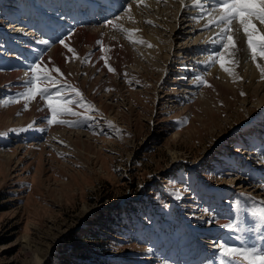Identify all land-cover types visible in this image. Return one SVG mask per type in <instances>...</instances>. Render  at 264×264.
<instances>
[{
  "label": "rangeland",
  "instance_id": "374dc122",
  "mask_svg": "<svg viewBox=\"0 0 264 264\" xmlns=\"http://www.w3.org/2000/svg\"><path fill=\"white\" fill-rule=\"evenodd\" d=\"M25 1L0 0V264H32L34 253L43 254L42 264H87L97 253L108 260L110 252L112 264H131V261L168 264L164 253L167 240L180 239L183 245L186 237L194 235L201 239L208 226L222 229L232 223V218L238 219L239 229H226V233L238 234L239 242L222 240L238 247L255 244L263 247L264 222L252 207H264L261 202L264 194L256 200L252 196L264 192V182L251 183L249 176H243L264 167V139L251 132V126L260 119L264 122V104L256 108L258 98L264 99V90L247 84L248 79L243 75V63L250 61L256 65V62L239 39L242 34L246 39L239 24L234 23L233 33L240 35L236 36V46L243 44L236 47L238 51H233L234 54L229 50L235 64H227L234 67L235 79L222 78L218 72H211L219 63H207L209 55L221 49L219 43L208 48L211 52L205 48L208 42L191 40L194 35L176 38L172 35L175 39L164 43L170 30L148 13L152 20L147 15L140 20L136 15L137 22L133 23L139 32L145 29L156 32V40L150 43L153 47L145 48L152 51L147 50L146 55L144 48L140 45L137 48L135 42H130L120 29L107 22L97 19L85 23L66 14L64 18L71 33L83 29L92 36L71 37L65 41L68 47L59 43L63 34L44 36V41L47 38L51 41L40 44V32L30 26L35 15L17 16L18 25L13 23L11 13L18 11L14 7L28 8ZM30 2L43 15L53 13L48 18L42 17L46 24L63 16L58 15L63 9L57 10V2L51 10L47 8L50 0ZM140 11L136 8V14ZM117 16L112 21L122 24V17L117 19ZM188 19L178 18V27L172 33L178 30L187 33ZM150 20L152 23L147 24ZM161 32L163 37L158 35ZM11 41L29 43L42 60V66L55 78L50 91L61 92L65 102L71 101L68 106L79 114L58 118L77 123L48 124L46 117L50 118L51 112L47 101L39 96L24 108L25 101L17 93L25 91L24 82L30 79V70L17 64L18 54L11 49L16 44H9ZM56 44L57 51L52 52ZM200 59L204 61L198 62ZM258 60L264 67V59ZM205 65L209 67L206 69ZM57 67L63 75L55 72ZM9 98L18 102L5 103ZM246 107L250 110L246 111ZM30 124L34 126L29 127ZM260 129L264 132L263 125ZM223 140L219 156L213 157ZM233 155L234 171L230 174L226 172L232 163L228 157ZM209 156L226 171H217L212 162L203 161ZM256 157L261 160L257 162ZM150 187L156 191L146 190ZM228 188L231 196L215 197L220 191L226 197ZM145 197L148 201L153 197L156 203L146 204ZM141 200L131 210L149 211L143 220L152 215L154 221L139 223L137 216L124 218L117 229L126 228L130 232L120 237L106 222L112 216H103L104 212L110 210L122 217V203ZM234 201L240 205L233 206ZM231 209L232 221L220 218L209 221ZM162 216L159 222L164 223L151 228ZM99 221L105 222L106 227L102 228ZM91 224L94 226L90 229L102 238L98 241L99 248L85 239L87 226ZM247 232L251 234L247 236ZM142 235L147 239L145 245L139 243ZM76 251L83 254L77 255ZM77 258V262H71ZM171 258L180 260L174 251ZM224 260L221 264L228 263Z\"/></svg>",
  "mask_w": 264,
  "mask_h": 264
},
{
  "label": "snow or ice",
  "instance_id": "6c2138e0",
  "mask_svg": "<svg viewBox=\"0 0 264 264\" xmlns=\"http://www.w3.org/2000/svg\"><path fill=\"white\" fill-rule=\"evenodd\" d=\"M126 7L124 11L128 12L131 9L130 0H125ZM137 3L140 0H136ZM182 7H188L185 3V0H181ZM193 8L197 9L196 19L199 21L204 17H210L207 23L204 24L205 28H219V31L215 33V36L218 38L213 40V43H219L221 49L213 51L209 57L207 63H219L220 67L225 72H232V69L227 66V64L234 63V59L231 56L229 50H236V42L233 35V23L237 22L240 29L243 31L246 37L247 48L250 52L251 59L256 62V67L260 69L261 73H264V67L258 62V58L264 59V32L260 30V26H264V0H211L209 4L208 0H195L192 5ZM117 19H119L117 17ZM114 29H120L124 32L138 31V30H129L124 28L123 25L117 24L113 21H107ZM147 23L151 24L152 21ZM223 25V27H221ZM128 39L130 42H137L132 40V36L129 35ZM139 43H145L144 40H139ZM41 43L48 44V41H41ZM59 43L68 47L65 44V40L61 38ZM149 47L152 45L149 44ZM70 52H74L72 48L68 49ZM30 79L25 83V91L17 93L18 98H22L25 101L24 108H28V102L35 100L38 96L42 97L47 101V108L51 112L50 118H47L48 124H75L77 121H66L59 119L61 115L71 114L79 115L74 112L68 104L71 101L65 102L64 96L61 92L56 91L52 93L50 87L54 85L55 78L51 75L50 71L42 66V60L38 58L30 66ZM110 71H114L109 67ZM55 72H60V69L55 68ZM197 81H200V78L197 77ZM207 83V81H203ZM210 86V85H209ZM77 95H79V90H74ZM243 95V93H241ZM18 102L9 98L5 103ZM34 125H29L32 127ZM23 130V129H21ZM259 212V218L261 222H264V207L257 209ZM233 222L224 225L223 227L229 231L239 229L238 219L232 218ZM264 239V238H262ZM217 247V250L220 255L224 256L228 261V264H264V247L257 248L255 245L251 246H233L229 245L227 241L219 240L217 244L214 245Z\"/></svg>",
  "mask_w": 264,
  "mask_h": 264
},
{
  "label": "bare ground",
  "instance_id": "6f19581e",
  "mask_svg": "<svg viewBox=\"0 0 264 264\" xmlns=\"http://www.w3.org/2000/svg\"><path fill=\"white\" fill-rule=\"evenodd\" d=\"M53 1V0H52ZM51 0H50V3H53L54 1H56V0H54L53 2H52ZM60 1H63V2H65V0H60ZM69 1V4H72L73 2H74V5L75 4H77L78 2H85V5L86 4H88L89 5V8H87V10L89 11V13H87L85 10H83V9H81V8H78V10L74 13V16L75 17H85V16H87V15H99V14H101V9L100 8H97V7H102L103 5H96L95 3V1L94 0H68ZM108 0H101V2L102 3H106ZM155 1V2H154ZM100 2V3H101ZM130 2H131V4H132V6H131V9L128 11V12H126V11H122L120 14H119V16H117V17H122V24H120V25H123L124 26V28H126V29H129V30H133V29H135L134 27H133V23H136L137 22V20H135V18H136V15H137V18L139 17L140 18V20H141V18L142 17H145L146 15L148 16V17H150V19L152 18V16L153 17H156V18H159L160 19V21L163 23L164 22V25L170 30V32H169V35L168 36H166V39H163V41H164V43H168V42H171L173 39H175L177 36H180V35H184L183 37H189V36H193L194 35V37H191V40H193V41H200V42H202V44L204 43V42H207V41H209L212 37V34L213 33H211V32H218L219 31V28H216V27H213V28H211V30H209V28H205L204 27V24L205 23H207V21H208V19L210 18V17H205V18H203V19H200L199 21L196 19V16H197V9H195V8H193L192 7V5L194 4V2H195V0H185V3L188 5V7H182V4H181V0H140V2L139 3H137L136 2V0H130ZM153 2L154 3H156L157 2V5H155V4H153ZM208 2H209V4H210V0H208ZM66 3V2H65ZM27 4H28V2H27ZM29 5V4H28ZM52 7V6H51ZM96 7V8H95ZM124 7H126V2H125V5H124ZM123 7V8H124ZM140 8V12L139 13H137L136 14V8ZM16 10H18V13H20L21 15H24V13L23 12H27V14L26 15H29V17H31V15L33 16V15H35L36 16V14L38 15H40L39 17H43L44 15L38 10L37 12H36V7H34V6H32V7H30V6H28V8L27 9H24V10H20V8L19 9H17V6L16 7H14ZM48 8V7H47ZM122 8V9H123ZM172 8H174V9H172ZM121 9V10H122ZM13 10V9H12ZM19 10L20 11H22V12H19ZM51 10V9H50ZM60 10V9H59ZM61 10H62V8H61ZM15 13L14 14H16L17 13V11H14ZM150 14V15H152V16H149L148 14ZM65 14V13H64ZM66 15H68V14H66ZM180 16H188L190 19H189V21H190V23H189V30L187 31V33H183L182 32V34H181V31H176V32H174V33H172L173 31H175V28L176 27H178L177 25H176V22L178 21V17H180ZM146 20L148 19V18H145ZM154 19V18H153ZM177 19V20H176ZM186 19V18H185ZM184 19V20H185ZM113 20V19H112ZM111 20V21H112ZM152 20V19H151ZM150 20V21H151ZM77 21V20H76ZM123 21H127L125 24H124V22ZM78 22V21H77ZM140 22V21H139ZM179 22V21H178ZM42 22L40 21V24H41ZM147 23V22H146ZM154 23V22H153ZM155 23H157V22H155ZM160 23V22H159ZM77 24V23H76ZM85 24V23H84ZM108 24V23H107ZM147 24H149V23H147ZM180 24V23H179ZM183 24H184V21H183V23H182V26H183ZM238 24V23H237ZM237 24H235V27L236 26H238ZM43 25V24H42ZM78 25V24H77ZM96 25V24H95ZM106 25V24H105ZM137 24H135V26H136ZM139 25V24H138ZM137 25V26H138ZM146 26V25H145ZM150 26H152V25H150ZM155 26H156V24H155ZM159 26V25H158ZM161 26V25H160ZM186 27V26H185ZM223 27V26H222ZM258 27H260V30L262 31V30H264V26L262 27V26H260L259 24H258ZM77 28H79V27H77ZM84 28V27H83ZM138 28V27H137ZM142 28V27H141ZM148 28H150V27H148ZM163 28V27H162ZM160 29L161 31L163 30V29ZM84 29H86V28H84ZM152 29V28H151ZM166 29V28H165ZM167 29V30H168ZM186 29V28H185ZM236 29V28H235ZM57 30V29H56ZM78 30V29H77ZM76 30V31H77ZM135 30H137V29H135ZM147 29H145L143 32H139V31H131V32H124V31H121L122 33H123V35L127 38L129 35H131L132 36V40L133 41H137V42H135V44H137V48H139L140 46L142 47V48H144L143 50H144V54L146 55V54H148V53H150V50L149 49H145L151 42H152V39H154V40H156L155 39V37H156V35H155V31H152V30H150V31H146ZM154 30V29H153ZM168 30V31H169ZM237 31H239L238 29H236ZM87 30H81V32H79V31H77V32H79V33H75V34H73V33H71V34H73V36L71 35L70 36V34L68 35V36H66V37H64L65 38V41H67L69 38H71V37H76L77 39H79V38H81V37H83L84 35L86 36V37H88V38H90L92 35L91 34H89L90 32L89 31H87ZM159 31V30H158ZM198 31V32H197ZM56 32V31H55ZM234 32V31H233ZM240 32H241V34L243 33L241 30H240ZM262 32H264V31H262ZM57 33V32H56ZM94 34V33H93ZM163 34L164 33H158V35H160L159 37H161V35H162V37H163ZM240 34V33H239ZM62 35V34H61ZM172 35L175 37V38H173L172 37ZM233 35H234V39H236V36H238L236 33H233ZM240 36V35H239ZM238 36V37H239ZM101 37V36H100ZM111 37V36H110ZM237 37V38H238ZM23 38V37H22ZM48 39V38H47ZM128 39V38H127ZM144 40L145 41V43H143V44H141V43H139L138 41L139 40ZM190 39V38H189ZM216 39H218V38H215V39H213V40H216ZM239 39H242L241 41H243L244 42V44L247 46V43H246V39H244V36H243V34L240 36V38ZM23 40H25L24 38H23ZM23 40H22V42H23ZM102 40V39H101ZM212 40V41H213ZM98 41V40H97ZM160 41H161V39H160ZM239 41V40H238ZM241 41H239V42H241ZM27 42H28V40H27ZM36 42V41H35ZM210 42V41H209ZM186 43V42H185ZM212 44H216V43H213V42H211ZM35 44H37V43H35ZM35 44H34V46H35ZM95 44V43H94ZM169 44V43H168ZM182 44V43H181ZM237 44V43H236ZM243 44V43H242ZM241 44V45H242ZM60 45V44H59ZM140 45V46H139ZM153 45V44H152ZM219 45V44H218ZM240 45V44H239ZM239 45H237L238 47H240ZM30 46V45H29ZM58 45L56 44L55 46H53V49H52V52H56L57 51V47ZM139 46V47H138ZM170 46H171V44H170ZM195 46V45H194ZM197 46H201V45H197ZM208 46H210L209 45V43H208V45H206L205 46V48H207ZM215 46V45H214ZM33 47V46H32ZM153 47V46H152ZM188 47V46H187ZM220 47V46H219ZM185 48H186V46H185ZM215 48V47H214ZM217 48H218V46H217ZM242 48V47H241ZM153 49V48H152ZM147 50L149 51L148 53H145V52H147ZM207 50H208V48H207ZM214 50V49H213ZM212 50V51H213ZM237 51H238V49H236ZM242 50H243V48H242ZM152 51V50H151ZM168 52H169V50H167ZM182 51H184V50H182ZM185 51H187V48H186V50ZM202 50H198V51H196V52H201ZM208 51H210V50H208ZM207 51V52H208ZM232 52H233V50H231ZM117 52V51H116ZM203 52V51H202ZM211 52V51H210ZM243 52H244V50H243ZM152 53V52H151ZM191 53V52H190ZM236 53V52H235ZM239 53V52H238ZM57 54V53H56ZM169 54V53H168ZM210 54V53H209ZM233 54H234V52H233ZM150 55V54H149ZM238 55V54H237ZM178 56H179V54H178ZM125 58V57H124ZM147 58H148V55H147ZM243 58V57H242ZM202 61H204V59H200V61H198V62H202ZM259 61V60H258ZM240 63H241V61H240ZM239 63V64H240ZM214 64V63H213ZM233 64V63H232ZM235 64V63H234ZM200 65V64H199ZM263 65H264V62H263ZM206 66V65H205ZM227 66H229V65H227ZM230 66H232V65H230ZM229 66V67H230ZM236 66V65H235ZM241 66V65H240ZM262 66V65H261ZM209 67V65L208 66H206V69ZM242 67H243V75H244V77H246L247 79H248V82H247V84H249V85H251V86H255L256 88H261L262 90H264V81H262V80H264V73H261V72H258V70H260L259 68H257L256 67V65H255V63L254 64H250L249 62H246V63H244L243 65H242ZM231 69H232V72L231 73H229V72H225L221 67H220V65L219 64H215L214 66H213V69L211 70V72H218V74L222 77V78H229V77H233V75H234V71H233V68L232 67H230ZM235 70V69H234ZM237 70H238V68H236V72H237ZM240 70V69H239ZM23 72V71H22ZM21 72V73H22ZM16 73V72H15ZM212 74V73H211ZM240 73H239V71H238V75H239ZM218 75V76H219ZM237 75V74H236ZM241 75V74H240ZM215 76H216V74H215ZM28 77V76H27ZM236 77V76H235ZM239 77V76H238ZM243 77V76H242ZM234 78V77H233ZM240 78H241V76H240ZM218 79V78H217ZM235 79V78H234ZM234 79H232V80H234ZM236 79H237V77H236ZM239 79V78H238ZM230 80V79H229ZM223 81V80H222ZM231 81V80H230ZM229 81V82H230ZM216 82V81H215ZM222 83V82H221ZM231 86V85H230ZM236 92V91H235ZM43 104V103H42ZM264 104V99H262V98H258V101H257V103H256V108H259L260 107V105H263ZM246 109V111H249L250 110V108L249 107H246L245 108ZM263 114V113H262ZM262 117V116H261ZM257 119V118H256ZM252 120H254V119H251V121ZM253 122V121H252ZM257 122V121H256ZM259 122V121H258ZM263 123V122H262ZM256 124V123H255ZM255 126H259V125H255ZM263 129H264V126H263ZM261 130L262 129H260L259 128V131L261 132ZM80 133V132H79ZM245 165V164H244ZM209 227V226H208ZM211 227H214V226H211ZM29 248H31V246H28ZM41 252V251H40ZM43 260H44V257H43V254H41V253H34V255H33V263L32 264H42L43 263ZM169 264V263H168Z\"/></svg>",
  "mask_w": 264,
  "mask_h": 264
},
{
  "label": "trees",
  "instance_id": "16d2710c",
  "mask_svg": "<svg viewBox=\"0 0 264 264\" xmlns=\"http://www.w3.org/2000/svg\"><path fill=\"white\" fill-rule=\"evenodd\" d=\"M105 213V212H104ZM106 214H104L103 216H105ZM103 220V219H102ZM108 224H109V228L111 227V223L107 220L106 221ZM98 224L103 228V227H106V223L105 222H102V221H99ZM111 229V228H110ZM86 235H85V239H90L89 241H91V244H93L94 246H97L99 248L100 244L98 243V241H101L102 238L101 236L97 233V231L95 230H91L89 229V231L87 232L86 231ZM76 254L78 255H81L83 254V251L81 253V251H76ZM71 262H75L73 260H71ZM70 262V263H71Z\"/></svg>",
  "mask_w": 264,
  "mask_h": 264
}]
</instances>
